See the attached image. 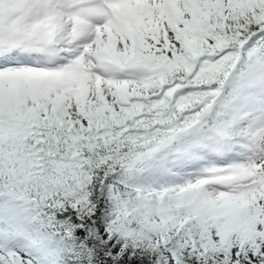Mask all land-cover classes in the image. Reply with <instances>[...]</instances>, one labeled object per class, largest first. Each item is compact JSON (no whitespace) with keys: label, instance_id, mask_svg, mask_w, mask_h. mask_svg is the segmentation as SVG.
Returning a JSON list of instances; mask_svg holds the SVG:
<instances>
[{"label":"snow or ice","instance_id":"6c2138e0","mask_svg":"<svg viewBox=\"0 0 264 264\" xmlns=\"http://www.w3.org/2000/svg\"><path fill=\"white\" fill-rule=\"evenodd\" d=\"M0 264H264V0H0Z\"/></svg>","mask_w":264,"mask_h":264}]
</instances>
